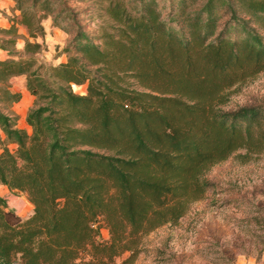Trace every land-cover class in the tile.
<instances>
[{
	"label": "trees",
	"instance_id": "trees-1",
	"mask_svg": "<svg viewBox=\"0 0 264 264\" xmlns=\"http://www.w3.org/2000/svg\"><path fill=\"white\" fill-rule=\"evenodd\" d=\"M13 2L19 18L0 28V264H131L214 187L212 166L264 154V105L221 107L264 72V0ZM48 18L70 35L63 62L29 54ZM19 24L35 40L21 51ZM18 75L34 97L28 129L10 110Z\"/></svg>",
	"mask_w": 264,
	"mask_h": 264
},
{
	"label": "rangeland",
	"instance_id": "rangeland-1",
	"mask_svg": "<svg viewBox=\"0 0 264 264\" xmlns=\"http://www.w3.org/2000/svg\"><path fill=\"white\" fill-rule=\"evenodd\" d=\"M67 4L80 10L92 3L91 0H69ZM97 21L96 17L89 20L90 29L96 27ZM43 24L46 36L37 39L42 46L29 54L46 64L65 61L64 54L56 56L70 35L52 26L51 18ZM5 38L0 35V41ZM25 40L35 41L26 28L18 29L15 48L21 51ZM13 85L27 89L23 77L16 78ZM73 90L84 94L85 85L73 86ZM229 93L227 102L221 106L224 109L264 105V72L233 87ZM24 94V98L10 108L18 115L19 126L26 124L24 117L34 99L30 93ZM206 177L214 187L191 206L177 225L162 226L143 237L142 251L131 264H264V154L247 162L233 156L212 166ZM6 193L8 189L0 186V194ZM11 205L20 209L22 218L27 217L33 207L24 193L15 196ZM102 234L104 238L108 236L106 230H102ZM126 255L117 260L120 262Z\"/></svg>",
	"mask_w": 264,
	"mask_h": 264
},
{
	"label": "crops",
	"instance_id": "crops-1",
	"mask_svg": "<svg viewBox=\"0 0 264 264\" xmlns=\"http://www.w3.org/2000/svg\"><path fill=\"white\" fill-rule=\"evenodd\" d=\"M13 4H14L13 0H0V28L9 27L12 23L11 18H16V19L19 18V11L18 10H14V11L12 10ZM18 29H19V31H23V30H25V26H23L22 24H19ZM2 56H4V52H3V50L0 49V57H2ZM18 77H20V78L23 77L24 81H26L25 75L13 76L8 80V83L10 85L9 89L11 91L21 92V94H22L21 100H22L25 96L24 93H30V92L28 91V89L24 90L22 88H19V87H16L15 85H13V81H15V79ZM31 96H33V95L31 94ZM19 102H17V103H19ZM17 103H15V104H17ZM24 120H25V117H24ZM20 127L28 129V126L26 124L20 125Z\"/></svg>",
	"mask_w": 264,
	"mask_h": 264
}]
</instances>
